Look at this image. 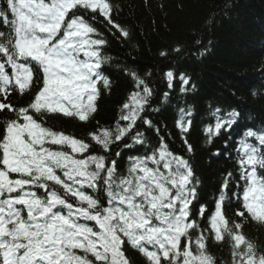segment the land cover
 Returning <instances> with one entry per match:
<instances>
[{
  "label": "snow or ice",
  "instance_id": "1",
  "mask_svg": "<svg viewBox=\"0 0 264 264\" xmlns=\"http://www.w3.org/2000/svg\"><path fill=\"white\" fill-rule=\"evenodd\" d=\"M5 3L0 8V264H133L129 248L145 264H220L209 248L224 243L231 264H264V253L243 232L249 222L264 226V128H248L238 141L234 217L225 210L232 172L222 178L209 209L200 203L189 160L170 150L149 118L167 111L177 79L172 70L164 73L167 90L157 96L146 78L124 68L133 89L115 124L97 121L86 138L48 124L57 115L91 123L102 92L111 91L103 70L111 59L104 54L105 32L118 40L130 36L114 18L118 7L112 0ZM159 55L167 58L169 52ZM179 82L180 92H188L190 78L180 73ZM16 94L29 96V102L14 105ZM154 101L159 106L153 107ZM219 113L216 109L215 122L203 128L206 144L230 131L239 116L235 110ZM191 126V107L179 108L175 127L189 153ZM147 130L159 136L158 144L150 143ZM121 148L143 149L128 156L123 172Z\"/></svg>",
  "mask_w": 264,
  "mask_h": 264
},
{
  "label": "trees",
  "instance_id": "2",
  "mask_svg": "<svg viewBox=\"0 0 264 264\" xmlns=\"http://www.w3.org/2000/svg\"><path fill=\"white\" fill-rule=\"evenodd\" d=\"M112 2L118 7L114 18L128 29L130 36L126 41L118 40L105 32L108 44L104 54L111 59L103 70L112 80L111 91L102 92L91 123L57 115L51 117L48 124L78 138H86L97 121L103 126L115 124L120 106L133 88L124 68L146 78L157 96L167 90L165 72L172 70L176 77L184 73L191 81L187 86L189 91L180 92L177 78L167 111L149 118L160 127V135L165 137L169 147L189 160L200 181V200L211 207L222 178L231 172L233 162L227 149L222 147L223 135L215 138L212 144H206L203 128L215 122L213 113L216 109H220V115L235 109L251 121L264 116V0ZM0 3L6 7L5 0ZM197 41H200L199 45ZM176 47L182 51L174 52ZM161 51L169 52L167 58L160 57ZM29 100V96H11V102L16 106L26 105ZM156 106H159L158 101L153 103V107ZM188 107L192 110V126L188 134V143L193 149L191 153L174 125L178 109ZM146 135L152 145L159 140L154 130H147ZM217 152L219 156L215 155ZM131 153L137 152L123 149L120 168L125 161L124 155ZM236 205L233 197L226 202L229 218L234 217ZM203 223L206 225V218ZM243 232L255 242L258 253H264V226L249 222ZM209 251L220 264H231L230 248L226 243L211 244ZM127 255L133 264H145L144 258L131 248Z\"/></svg>",
  "mask_w": 264,
  "mask_h": 264
}]
</instances>
